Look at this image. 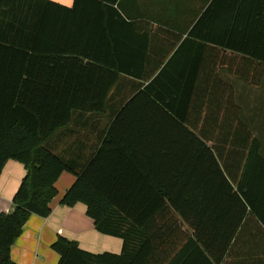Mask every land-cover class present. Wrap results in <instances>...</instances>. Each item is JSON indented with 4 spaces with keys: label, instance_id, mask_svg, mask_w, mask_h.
<instances>
[{
    "label": "crops",
    "instance_id": "obj_1",
    "mask_svg": "<svg viewBox=\"0 0 264 264\" xmlns=\"http://www.w3.org/2000/svg\"><path fill=\"white\" fill-rule=\"evenodd\" d=\"M51 1L68 8L75 2ZM211 1L57 7L35 17L44 23L34 33V46L0 50L7 53L2 67L29 70L21 84L34 85L35 91L60 86L61 94L55 88L52 99L101 108L74 109L68 124L46 142L69 169L55 183L51 213H33L25 223L11 246L13 261L58 264L52 244L59 235L94 253H122L123 239L99 232L86 203H61L89 171L100 194L120 198L131 213L157 214L141 226L155 245L148 264H264V222L250 207L240 216L235 190L224 188L220 174L202 172L201 160L191 156L204 133L215 140L239 120L260 140L264 155V63L188 39ZM40 95L39 90L31 98L41 100ZM218 163L224 170L226 162ZM25 174L22 162H6L0 214L13 210ZM224 176L234 185V174L227 170ZM169 197L178 198L177 208Z\"/></svg>",
    "mask_w": 264,
    "mask_h": 264
},
{
    "label": "trees",
    "instance_id": "obj_2",
    "mask_svg": "<svg viewBox=\"0 0 264 264\" xmlns=\"http://www.w3.org/2000/svg\"><path fill=\"white\" fill-rule=\"evenodd\" d=\"M117 1L75 0L74 6L68 8L51 0H0V50L34 46V33L41 29L38 24L44 23L35 19L39 14H49L57 7L74 11L80 4L104 9ZM188 39L243 53L264 63V0H212L191 28ZM4 55L7 53L0 51V62ZM25 73L29 74V70L8 69L0 64V176L9 159L22 162L26 168L13 198V210L0 214V264H18L11 258V246L33 213L44 217L51 213L50 203L58 193L55 183L69 169L62 158L46 147V142L57 129L68 124L74 109H101L82 101L52 99L55 88L61 94L60 86H36L42 99L33 100L35 86L19 82ZM23 94L29 99L25 100ZM211 135L203 134L201 146L197 145L196 154L191 156L201 160L202 172L220 174L225 180L224 188L235 190L234 203L243 208L240 216L250 207L264 222V155L260 140L241 120L232 132L218 134L215 140ZM209 140L214 141L212 146ZM218 159L226 162L224 170ZM233 159L235 163L229 164ZM227 170L235 175L234 185L224 176ZM88 173L77 178L61 203H86L97 230L121 237L123 251L94 253L59 235L52 244L60 255L58 264H148L155 245L152 234L141 226L157 214L131 213L120 198L93 189ZM169 199L177 208L178 198Z\"/></svg>",
    "mask_w": 264,
    "mask_h": 264
}]
</instances>
